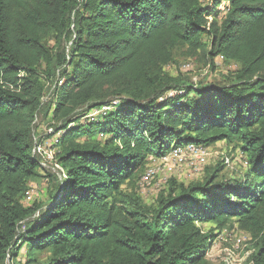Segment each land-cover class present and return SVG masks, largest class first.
<instances>
[{
  "label": "trees",
  "instance_id": "obj_1",
  "mask_svg": "<svg viewBox=\"0 0 264 264\" xmlns=\"http://www.w3.org/2000/svg\"><path fill=\"white\" fill-rule=\"evenodd\" d=\"M177 56L238 69L194 82L167 70ZM40 113L62 130L64 177L26 205ZM222 139L246 159L242 180L172 179L154 206L124 191L149 154ZM233 218L264 264V0H0V264H20L22 246L25 264H208L198 222Z\"/></svg>",
  "mask_w": 264,
  "mask_h": 264
},
{
  "label": "rangeland",
  "instance_id": "obj_2",
  "mask_svg": "<svg viewBox=\"0 0 264 264\" xmlns=\"http://www.w3.org/2000/svg\"><path fill=\"white\" fill-rule=\"evenodd\" d=\"M225 3L221 4L223 7ZM238 69V64L228 61L221 56L214 58V65L211 67L194 57L177 56L176 61L169 66L167 70L172 74L182 72L191 76L194 82L203 80L204 82H225L230 72ZM53 86L49 88L44 100L51 96ZM176 91L171 90L168 95H174ZM116 103L110 102L102 106H107V110L90 108L85 111L82 119L76 122L72 121L68 126L97 122L102 119L107 112L117 106ZM93 118V119H91ZM34 126L33 152L38 155L42 164L41 176L29 184V197L24 199V203L29 205L32 201L45 202L48 197V191L56 180L62 179L64 171L56 161L58 152L57 141L61 136L62 130L58 124L50 120L49 115L43 113L37 114ZM103 132L97 134V138L103 137ZM89 136L81 134L79 140H86ZM174 145V144H173ZM172 145V146H173ZM201 145L205 151V160L202 164H194L188 158H179L174 162H169L162 155L156 156L149 154L146 159L144 171L137 176L135 181L126 185L123 189L133 197H139L143 204L155 205L159 196L163 194L169 185V181L175 179L177 182L189 183L200 181L205 178L208 172L215 168H221L217 182L233 184L235 181L242 180L246 170V159L241 153L236 142L229 139L218 140L210 145ZM171 146V147H172ZM52 177L48 176L53 174ZM198 225L210 234V242L205 251V258L208 264H250L249 255L252 252L251 236L242 229L236 222V219L229 220L224 227L219 223L210 220L200 221ZM16 261L25 264L27 261V250L22 246L16 256ZM6 264H11L8 258Z\"/></svg>",
  "mask_w": 264,
  "mask_h": 264
},
{
  "label": "built area",
  "instance_id": "obj_3",
  "mask_svg": "<svg viewBox=\"0 0 264 264\" xmlns=\"http://www.w3.org/2000/svg\"><path fill=\"white\" fill-rule=\"evenodd\" d=\"M116 101L117 100H113L112 102L116 103ZM102 108L103 111L107 110L106 108H108V105L102 106L100 109ZM162 157L168 159L169 162H174L181 157H185L191 160L194 164L200 165L205 160V151L201 145L195 143L176 144L173 145L166 154L162 155ZM27 197H29L28 191L26 192L25 200Z\"/></svg>",
  "mask_w": 264,
  "mask_h": 264
}]
</instances>
